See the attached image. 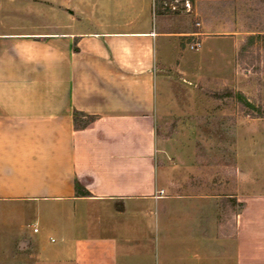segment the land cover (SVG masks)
I'll use <instances>...</instances> for the list:
<instances>
[{
	"label": "crops",
	"instance_id": "0c3cea01",
	"mask_svg": "<svg viewBox=\"0 0 264 264\" xmlns=\"http://www.w3.org/2000/svg\"><path fill=\"white\" fill-rule=\"evenodd\" d=\"M154 8L0 0V210L60 217L61 264H150L153 230H162L158 264H264V192L251 173L239 170L236 192L233 174L226 195L178 193L159 179L156 46L171 33L154 26ZM75 113L95 120L77 129ZM92 212L110 220L93 225L96 240ZM32 227L33 253L22 261L39 264ZM172 231L184 239L174 243Z\"/></svg>",
	"mask_w": 264,
	"mask_h": 264
},
{
	"label": "rangeland",
	"instance_id": "374dc122",
	"mask_svg": "<svg viewBox=\"0 0 264 264\" xmlns=\"http://www.w3.org/2000/svg\"><path fill=\"white\" fill-rule=\"evenodd\" d=\"M110 1L112 8L120 0ZM153 21L171 33L156 46L160 181L176 182L178 193L226 195L233 174L236 192L242 170L253 176L252 189L264 192V0H155ZM241 209L235 205V218ZM59 220L48 211L38 219L29 207L3 206L0 264H37L22 261L33 253L32 223L44 249L39 264H61L55 261L63 243ZM109 221L90 214L92 240L100 233L93 225ZM150 232L147 253L158 264L162 230ZM172 232L174 243L184 239Z\"/></svg>",
	"mask_w": 264,
	"mask_h": 264
},
{
	"label": "trees",
	"instance_id": "16d2710c",
	"mask_svg": "<svg viewBox=\"0 0 264 264\" xmlns=\"http://www.w3.org/2000/svg\"><path fill=\"white\" fill-rule=\"evenodd\" d=\"M250 106V104H247ZM95 120L94 117L91 116H86L85 114L82 113H75L74 116V121H75V127L78 129H83L89 126L93 121ZM83 196H90L88 192H83ZM235 205L238 208H242V204L238 203L237 200H235Z\"/></svg>",
	"mask_w": 264,
	"mask_h": 264
},
{
	"label": "built area",
	"instance_id": "2783aa9c",
	"mask_svg": "<svg viewBox=\"0 0 264 264\" xmlns=\"http://www.w3.org/2000/svg\"><path fill=\"white\" fill-rule=\"evenodd\" d=\"M34 232H38V228H34Z\"/></svg>",
	"mask_w": 264,
	"mask_h": 264
}]
</instances>
